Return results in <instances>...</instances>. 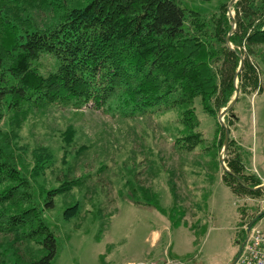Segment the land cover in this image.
<instances>
[{"label": "trees", "instance_id": "obj_1", "mask_svg": "<svg viewBox=\"0 0 264 264\" xmlns=\"http://www.w3.org/2000/svg\"><path fill=\"white\" fill-rule=\"evenodd\" d=\"M219 1L214 12L202 15L181 7L178 0H0V234L12 235L14 243L35 242L43 252L40 258L12 264H52L56 239L42 213L54 207L55 196L82 183V177L65 179L56 189L34 193L33 183L51 153L34 149L30 165L15 134L34 111H78L91 105L99 112L129 110L123 114L130 115L153 107L177 108L182 129L175 143L190 151L203 142L198 105L215 126L206 150L219 159L224 145L219 113L230 106L236 91L234 105L262 91L257 65H264V0H236L231 5L235 29L228 16L233 0ZM39 12H48L46 24L36 21ZM229 33L232 50L226 44ZM72 138L68 129L66 144ZM226 153L229 172L223 171V184L234 196L262 197V191L253 190L260 178L245 172L243 148L229 140ZM43 194L49 201L40 203L36 198ZM143 196L146 205L166 215L155 195L152 203ZM77 209H67L64 219ZM260 214L256 222L264 217L263 211L255 213L248 224ZM182 218L181 210L171 208L172 226H179ZM244 236L242 231L238 248Z\"/></svg>", "mask_w": 264, "mask_h": 264}, {"label": "rangeland", "instance_id": "obj_2", "mask_svg": "<svg viewBox=\"0 0 264 264\" xmlns=\"http://www.w3.org/2000/svg\"><path fill=\"white\" fill-rule=\"evenodd\" d=\"M178 1L202 15L214 12L220 2ZM228 9L234 18L229 5ZM47 14L36 13V21L46 24ZM257 70L261 93L234 105V111L225 115L228 126L223 118L222 122L229 140L243 148L245 172L264 181V65L258 64ZM124 112L130 111L99 112L91 105L78 111L47 107L34 111L15 131L17 146L30 165L34 149L51 153L46 169L33 183L34 193L82 177L78 187L55 196L54 207L42 213L56 239L52 264L146 263L158 257H168L175 261L172 264H230L250 217L264 211V195L234 196L223 184L220 163L229 156L221 150L217 160L206 150L213 142V120L196 105L203 142L183 151L175 143L182 129L177 108ZM4 129L10 131L6 124ZM68 129L73 138L66 144ZM143 192L149 203L155 195L166 215L146 205ZM36 200L43 203L49 198L43 194ZM74 205L76 215L64 219ZM173 207L183 212L177 227L168 220ZM253 229L264 230V217ZM153 232L161 234L157 246L152 245ZM42 255L35 242L14 243L12 235L0 234V264Z\"/></svg>", "mask_w": 264, "mask_h": 264}, {"label": "built area", "instance_id": "obj_3", "mask_svg": "<svg viewBox=\"0 0 264 264\" xmlns=\"http://www.w3.org/2000/svg\"><path fill=\"white\" fill-rule=\"evenodd\" d=\"M164 264L172 262L165 261ZM235 264H264V230L251 229Z\"/></svg>", "mask_w": 264, "mask_h": 264}, {"label": "water", "instance_id": "obj_4", "mask_svg": "<svg viewBox=\"0 0 264 264\" xmlns=\"http://www.w3.org/2000/svg\"><path fill=\"white\" fill-rule=\"evenodd\" d=\"M233 1L235 2L236 0H233ZM233 1L230 2V4H229V8H231V5L234 3ZM228 11H229V9H228ZM228 16H229V18H230L231 27L234 29V26H235L234 18L232 17V15L229 14V12H228ZM230 35H231V33H229V35H228L227 38H226V44H227V46L230 45V44H229V40H228V37H229ZM228 47H229V46H228ZM229 49L232 50V47H229ZM242 64H243L242 61H240L239 67H238V69H237V73L240 72V70H241V68H242ZM235 88H236V85H235ZM237 97H238V92L236 91V92H235V95H234V97H233V101H232V103L230 104V106L227 107V108H225V109L220 113V117L218 116V122H219L220 125L224 128V145H223V148H222L224 154L227 152V148H228V144H229V132H228L227 129L225 128V126H224V124H223V122H222V118H224L225 115L227 114V112L233 107V105L235 104V102H236V100H237ZM220 166H221V168H222V170H223L224 172H227V173L229 172L228 169L224 166V159H222V163H220ZM240 183H241V182H240ZM241 184H242V183H241ZM253 190H264V186H258V187H256V188H254ZM260 216H261V214H260L256 219H254L251 223L248 224V227H247V229H246V233H245L246 236L249 234L252 225L257 221L258 218H260ZM242 247H243V244H241V246H240V248H239V250H238V253H237L235 259H234L230 264H234V263L237 261L238 256H239V254H240V251H241Z\"/></svg>", "mask_w": 264, "mask_h": 264}, {"label": "crops", "instance_id": "obj_5", "mask_svg": "<svg viewBox=\"0 0 264 264\" xmlns=\"http://www.w3.org/2000/svg\"><path fill=\"white\" fill-rule=\"evenodd\" d=\"M158 244H161V234L158 232H153L152 233V245L157 246ZM164 259L163 257H158L155 260H151L149 262H139V263H133V262H127L126 264H147V263H154V264H164ZM167 259H169L167 257Z\"/></svg>", "mask_w": 264, "mask_h": 264}, {"label": "flooded vegetation", "instance_id": "obj_6", "mask_svg": "<svg viewBox=\"0 0 264 264\" xmlns=\"http://www.w3.org/2000/svg\"><path fill=\"white\" fill-rule=\"evenodd\" d=\"M235 255V254H234Z\"/></svg>", "mask_w": 264, "mask_h": 264}]
</instances>
